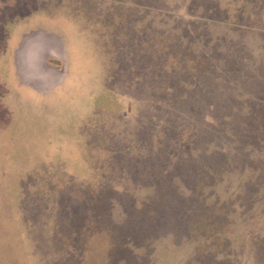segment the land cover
<instances>
[{
    "label": "rangeland",
    "instance_id": "374dc122",
    "mask_svg": "<svg viewBox=\"0 0 264 264\" xmlns=\"http://www.w3.org/2000/svg\"><path fill=\"white\" fill-rule=\"evenodd\" d=\"M2 9L0 264H264V0Z\"/></svg>",
    "mask_w": 264,
    "mask_h": 264
},
{
    "label": "crops",
    "instance_id": "0c3cea01",
    "mask_svg": "<svg viewBox=\"0 0 264 264\" xmlns=\"http://www.w3.org/2000/svg\"><path fill=\"white\" fill-rule=\"evenodd\" d=\"M6 9H9V7ZM6 9H2L0 14V54L5 55L13 50L14 63L18 69L20 66L17 65V58H21V54L25 50L24 47H34L36 44H39L43 50V55L47 54L50 58L48 60L51 65L58 72H61L63 70L62 61H64V58L67 59V44L65 38L52 31H47L44 29H42L43 32H40V34L36 33L35 36L29 39L27 37V32H19L22 31L19 30L20 28H16L15 32L12 33V27H10V24L8 23L11 22L8 18L9 16L6 17L4 15ZM5 18L8 21H6ZM13 34H17V37L14 38Z\"/></svg>",
    "mask_w": 264,
    "mask_h": 264
}]
</instances>
